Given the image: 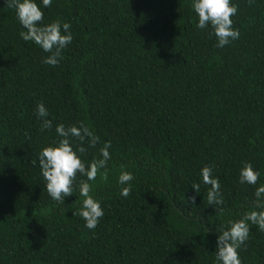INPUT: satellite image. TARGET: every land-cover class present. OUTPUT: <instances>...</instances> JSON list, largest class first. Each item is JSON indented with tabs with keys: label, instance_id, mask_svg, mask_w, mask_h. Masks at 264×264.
I'll use <instances>...</instances> for the list:
<instances>
[{
	"label": "trees",
	"instance_id": "16d2710c",
	"mask_svg": "<svg viewBox=\"0 0 264 264\" xmlns=\"http://www.w3.org/2000/svg\"><path fill=\"white\" fill-rule=\"evenodd\" d=\"M35 2L45 24L70 23L73 40L58 66L43 63L48 53L20 37L0 0V264H216L220 226L250 210L264 185V0H231L240 35L223 48L210 26L197 28L192 0ZM80 122L99 138L86 162L111 142L107 181L90 182L104 210L94 230L72 215L78 190L52 200L38 164L60 139L56 126ZM244 162L257 185L239 182ZM205 165L222 211L207 203ZM122 170L134 176L128 197ZM238 252L241 264H264V231L250 224Z\"/></svg>",
	"mask_w": 264,
	"mask_h": 264
},
{
	"label": "clouds",
	"instance_id": "9594fccd",
	"mask_svg": "<svg viewBox=\"0 0 264 264\" xmlns=\"http://www.w3.org/2000/svg\"><path fill=\"white\" fill-rule=\"evenodd\" d=\"M252 2L253 0H249V5ZM4 4L15 10L16 17L24 29L19 33L20 37L26 42H33L43 52L48 53L43 58V63L53 67L58 66L63 58V50L73 40L71 24L59 20L45 24L44 12L35 0H4ZM51 4L52 0H42L43 8H49ZM191 7L198 18L197 28L211 27L209 35L216 38V47L223 48L231 41L239 39V30L233 28L231 19L237 14L238 7L232 4L231 0H192ZM36 115L42 120V130L52 128V121L46 119L49 115L48 110L42 103L37 105ZM55 132L60 137L58 142L43 147L38 154V164L46 181L47 194L52 200L64 204L65 198L72 196L74 190H78L83 200L81 207L72 212V215L81 217L85 221V228L94 230L103 218L104 210L100 202L91 195L93 189L90 182L95 181L98 175L107 181L111 142L104 143L99 149V158L94 157L86 162L82 157L99 143V138L86 124L80 122L78 125L66 127L61 123L56 126ZM73 140L78 142L75 149ZM78 175L87 179H80L77 183ZM200 176L202 182L208 186V205L220 207L222 211L224 199L220 191L221 184L219 179L213 176L212 166L202 167ZM259 177L260 173L252 164L244 162L239 172V182L255 186ZM133 180L134 176L131 172L121 171L118 183L122 186L120 194L123 197L130 195ZM191 188L195 194L199 193L200 184L193 183ZM254 197L250 210L240 219L230 220L220 226L214 253L216 264H241L238 249L245 245L249 238L250 224L264 231V185L256 187ZM187 199L190 203H195V195Z\"/></svg>",
	"mask_w": 264,
	"mask_h": 264
}]
</instances>
